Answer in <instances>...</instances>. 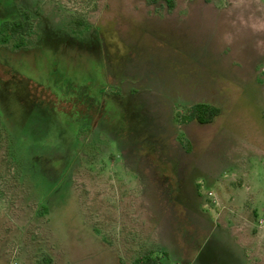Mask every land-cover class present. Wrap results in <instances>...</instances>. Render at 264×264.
I'll return each mask as SVG.
<instances>
[{
	"label": "rangeland",
	"instance_id": "1",
	"mask_svg": "<svg viewBox=\"0 0 264 264\" xmlns=\"http://www.w3.org/2000/svg\"><path fill=\"white\" fill-rule=\"evenodd\" d=\"M148 1L22 0L72 40L46 46L36 100L13 78L30 58L0 44V264L186 263L158 202L177 155L219 228L192 264H264V0ZM199 103L218 116L184 124Z\"/></svg>",
	"mask_w": 264,
	"mask_h": 264
},
{
	"label": "trees",
	"instance_id": "2",
	"mask_svg": "<svg viewBox=\"0 0 264 264\" xmlns=\"http://www.w3.org/2000/svg\"><path fill=\"white\" fill-rule=\"evenodd\" d=\"M148 4L161 5V7L166 8L170 12L175 7V0H149ZM6 43H7L6 39H0V44L5 45ZM22 45H23V41L17 40L14 42L13 48L14 50H19ZM52 92L53 93L51 94L54 97L59 96L58 95L59 91H56L55 89H53ZM218 114L219 112L217 109L212 108L211 106H208L206 104L199 103V104H194L190 109L187 110L185 115L181 116L180 118L184 124L196 123L200 126H208L212 123L213 119L218 116ZM98 120L99 118L92 120L91 124L89 125V128L91 127L92 124H95V128H97L99 124ZM113 123H114L113 116H110V117L108 116L106 119V131L108 133L109 129H112L109 137L110 139L115 141L119 139L115 137L114 130H113L114 129ZM0 125L6 133L7 155H12L11 148H10L11 143L9 142L10 135H9L7 126L4 124L1 118V114H0ZM117 142L118 144H120L119 141ZM188 150L189 148H187V152ZM180 156L177 155V156H174L172 159H170L171 162L174 163V176L176 177L177 181H179V183L177 182L176 185H172L171 187L164 188L161 194V196L164 195V198L159 199L160 201L158 200V202L161 204V206L163 203L164 209L165 207L169 208L168 215H169V218L172 220L171 222L172 225L174 226L173 227L174 240L176 241L179 240L178 242L180 244L183 243V247H179L180 251L178 250L179 251L178 253L181 256L187 255L186 258L188 260H193L197 250H199L200 247L205 243L211 230L209 229L204 230V226L201 223L203 211H201L200 198H202V195H200L197 190L192 193H189L188 191H186L185 193L184 186H182L181 184V180H183L182 169L184 170L186 166H184V162ZM185 173L188 176L189 170H187V172ZM198 187L199 186L197 185V188ZM183 226H184V230H182L181 228ZM195 237H197V241H195ZM191 250L195 252L194 256H193V252L192 254H189V251ZM165 257H166L165 253H163L161 256V254L159 255L158 252L156 251H147L141 254L140 256L136 257L133 260L132 264H160L161 260Z\"/></svg>",
	"mask_w": 264,
	"mask_h": 264
},
{
	"label": "flooded vegetation",
	"instance_id": "3",
	"mask_svg": "<svg viewBox=\"0 0 264 264\" xmlns=\"http://www.w3.org/2000/svg\"><path fill=\"white\" fill-rule=\"evenodd\" d=\"M2 2L3 1L0 0V39H6L7 40L6 44L11 43L12 47H14L15 41L22 40L23 45L21 46V48L19 50H13L12 53L13 55L16 54V56H18V54L19 56L24 55L23 59L30 58L29 63H32L24 66L23 70L25 71L20 70L18 72H15L14 75L15 77L13 78L23 80L27 86V94L29 95L28 99L36 100L38 99V97L37 96L32 97L30 91L32 89H35L37 92H40L43 89H46L44 85L40 86L36 81L37 79L36 70L41 69L40 63L44 62L43 60H45V64L47 65L50 61L48 54L45 52L46 46L49 45L48 48H53V46L57 47L61 42L63 43L65 42L66 45L69 46L72 40L71 39L72 36H70L67 33H64V31L54 27L52 24H49L47 22L43 23V20L41 19L42 17L41 14L35 11V7L33 5L31 6L29 4H26L25 2H22V0H12L10 4L11 6L7 7V4L5 2L3 3ZM22 3H24V5ZM55 28L57 30H55ZM29 37H37V40L35 44L28 49ZM46 40L47 42L49 43L51 42L52 44H47V42H45ZM55 43L56 45H54ZM42 48H44L45 53L41 51ZM25 54H29V55L31 54V55L30 57H26ZM32 86L33 88H31ZM54 89L58 91V89L56 88ZM55 98L57 97L51 99L55 100ZM119 151H120V155L123 157V151L122 150ZM161 198H164V196H162ZM215 229H219V228L215 227L211 230L209 236L207 237L205 243L200 247L199 251L202 249V247L206 245V243L210 241V238L212 237V233L214 232ZM244 259L246 260V262L249 261V259H247L245 256ZM192 263L193 260L187 259L186 263L184 264H192Z\"/></svg>",
	"mask_w": 264,
	"mask_h": 264
},
{
	"label": "built area",
	"instance_id": "4",
	"mask_svg": "<svg viewBox=\"0 0 264 264\" xmlns=\"http://www.w3.org/2000/svg\"><path fill=\"white\" fill-rule=\"evenodd\" d=\"M209 195H211V194H209Z\"/></svg>",
	"mask_w": 264,
	"mask_h": 264
}]
</instances>
